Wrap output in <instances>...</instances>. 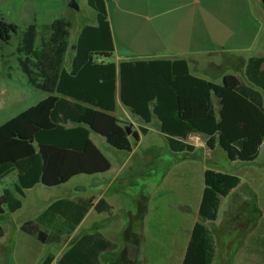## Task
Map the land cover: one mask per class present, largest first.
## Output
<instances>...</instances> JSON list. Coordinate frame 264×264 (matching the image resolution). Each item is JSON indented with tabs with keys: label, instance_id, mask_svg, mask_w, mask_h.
I'll return each instance as SVG.
<instances>
[{
	"label": "trees",
	"instance_id": "1",
	"mask_svg": "<svg viewBox=\"0 0 264 264\" xmlns=\"http://www.w3.org/2000/svg\"><path fill=\"white\" fill-rule=\"evenodd\" d=\"M96 15L94 26H84L77 38L70 69L64 67L70 23L54 20L47 39L35 46L37 27H26L16 48L18 66L28 86L47 97L0 125V179L16 173L13 191L0 194V215L21 209L24 191L40 184L54 188L76 177L108 173L111 164L90 139L103 138L119 152H132L135 131L112 113L118 85L119 99L144 125L153 116L159 132L173 154H192L195 147L185 142L191 134L205 139L213 151L217 146L230 162L250 164L264 142V57L250 58L241 83L226 75L216 84L193 76L182 59H140L106 62L114 53L105 0H87ZM17 26L0 19V43L7 44ZM20 120V121H19ZM17 121L27 129H18ZM72 124L73 127H67ZM140 134L147 129L139 128ZM232 174L207 169L203 192L182 264H213L215 245L204 223L217 217L220 199L238 186ZM93 197L57 199L36 219L24 221L19 230L41 244L58 243L70 235L90 209L108 212L104 199ZM50 226L47 234L41 226ZM0 228V239L3 237ZM115 244L98 232L75 238L56 264H100L103 253ZM47 256L43 264H51Z\"/></svg>",
	"mask_w": 264,
	"mask_h": 264
},
{
	"label": "crops",
	"instance_id": "2",
	"mask_svg": "<svg viewBox=\"0 0 264 264\" xmlns=\"http://www.w3.org/2000/svg\"><path fill=\"white\" fill-rule=\"evenodd\" d=\"M105 1L110 2V5L106 4V12L114 45V53L110 59L105 60L106 62L118 65L119 62L127 60L182 59L186 61L193 76L219 84L226 75H234L240 81L239 78L244 77L246 62L250 58L264 57V36L260 38L261 25L256 16V10L260 8L259 0ZM85 3L87 5V0ZM76 6L78 7V5ZM87 8L92 11L89 22H77L74 19L63 17L70 23L68 55L66 54L64 58V67L67 71L70 69L75 44L81 29L86 25L94 26L96 24L95 13L88 5ZM114 9L118 10L117 14L113 13ZM115 26H122L123 34L128 40L137 42V49L132 46L123 48L118 46ZM71 35L74 37L71 38ZM112 114L123 122L128 119V124L132 126L130 131H135L139 135L138 141L132 143V152L128 154L125 162L109 179L111 168L104 175L82 180L80 187H75V185L69 187V193L53 197L42 204L33 218H26L24 221L36 219L51 202L57 199H71L78 196L93 197L94 204L99 199H104L110 207L109 211L96 213L93 208L90 209L70 235L63 234L62 237L68 236V239L61 247L60 254L54 256L51 264L57 263L61 254L70 246L67 245L71 239L74 240L81 235L95 232L100 233L116 246L113 251L100 256V264H182L192 228L198 221V208L204 187L203 185L199 190L192 212V208L189 206V202H192L189 198L190 177L196 168L200 177H203L207 169L199 164V160H194L196 158L188 156L189 159L185 158L186 160L177 159L169 166L159 182L147 183L143 181L139 185L141 189L138 192L132 190L138 184L135 183V186H132L133 183L125 180L118 181V178L141 148L146 137L149 136V127L154 118L149 125H144L128 109L124 108L119 99L118 85L115 110ZM66 126L73 127L72 124ZM141 127L147 129L145 134H140L139 128ZM155 130L165 141L164 136L159 132L158 121ZM193 137L205 140L200 135L191 134L185 142L191 144L188 139ZM191 145L195 147L194 152H196L197 146ZM147 146L142 152L141 159L146 162V165H151L156 150L152 144ZM150 167L154 169L153 164ZM168 176L172 178L174 176L176 179L175 183L170 181L171 186H168V189L174 188L177 184L180 186L176 193L178 200L166 205L169 211L164 214H156L162 199V188L167 185L165 180ZM105 177L106 179H104ZM16 183V173L9 174L6 180L0 179V187H2L0 194L5 189L13 191ZM68 183L58 187H64ZM34 188L24 191V196L20 199L21 204H23L27 192ZM236 188L226 197L220 199L219 206L235 192ZM6 212L14 214L4 208V213L0 216L4 217ZM243 218L248 220L245 216L234 217L232 220H237L234 227L230 230L226 227V229L220 228L217 236L212 235L215 255L218 247L223 248V258L220 264H231L227 260L231 248L229 247L231 229L234 228L237 233H243V229H247V225L244 228V223H242ZM216 219L204 223L205 226L207 227V223H215ZM226 224L228 222L224 225L226 226ZM41 229L47 234L53 233L50 226H41ZM254 229L248 230L247 234L252 233ZM120 236L124 237L123 242H118L115 239Z\"/></svg>",
	"mask_w": 264,
	"mask_h": 264
},
{
	"label": "rangeland",
	"instance_id": "3",
	"mask_svg": "<svg viewBox=\"0 0 264 264\" xmlns=\"http://www.w3.org/2000/svg\"><path fill=\"white\" fill-rule=\"evenodd\" d=\"M71 1L78 5L76 9L68 6ZM259 3L260 8L256 10V16L261 25V38L264 36V5L260 0ZM106 4L110 5V2H106ZM91 12L87 8L85 0H0V19H3L6 23L14 24L18 28L17 33L11 35V39L7 44L0 43V125L15 118L47 96L46 93L27 85L25 77L18 66L16 48L18 40L26 27L31 24L36 25L35 46L38 47L42 39L48 38L50 34L49 26L54 20L64 17L70 20L74 19L77 22H89ZM113 13L117 14L118 10L115 11L114 9ZM114 28L118 46L121 48L132 46L137 49V42L128 40L123 34L122 26H115ZM72 37L74 36L71 35ZM66 54L68 55V52ZM239 79L243 84L249 85L245 77L241 76ZM261 94L264 101V94L262 92ZM153 118L154 120L149 127V136L146 137L141 148L122 170L118 181L125 180L133 183L132 186H135V183L138 184L132 189L138 192L141 189L139 185L143 181L147 183L159 182L173 162L177 159H189L188 156L196 158L194 160H199V164L205 166L206 169L237 176L240 179L238 187L219 206L215 223H207V227L213 236H217L218 229L226 227L230 230L235 226L237 220H232L234 217H247L248 220H245V218L242 220L244 228L247 225V229H243V233H237V230L231 229V244L229 246L231 248L227 260L231 264H264V142L259 149L258 157L250 164L230 162L218 146L210 151L205 146V140L196 137L188 139L189 143L192 142L197 146L196 152L192 154H173L169 151L165 141L155 132L157 121L154 116ZM19 121H17L18 129H27L25 128L27 126H23ZM124 123H129V120L126 119ZM125 127L130 129L127 124ZM90 139L111 164L109 179L118 167L125 162L128 154L111 148L103 138L96 134L91 133ZM132 143L135 142L132 141ZM149 144L154 145L156 150L154 152L156 155H153V160H151L154 169L150 167L152 164L146 165V162L141 159L142 152ZM199 145L201 147H198ZM205 161L206 163H204ZM8 177L9 175L1 180H6ZM190 178L189 198L192 202H189V206L193 212L196 197L203 186V177H200L196 168ZM84 179L91 178L76 177L66 186L57 188H46L38 184L33 190L27 192L19 211L14 214L6 212L4 217L0 216V227L4 232L3 237L0 239V264H43L47 256L52 255L54 257L60 254V249L68 236L61 237L58 243L41 244L35 238L23 234L19 230V225L26 218H33V215L38 212L42 204L55 196L69 193V187L74 185L80 187ZM170 181L176 182L174 176L173 178L168 176L165 180L167 185L162 188V199L156 214H164L169 211L166 205L168 206L169 203L172 204L178 200L176 193L180 186L177 184L170 190L168 189V186H171ZM69 184L71 185L69 186ZM1 190L2 187H0ZM227 222L228 224L225 226L224 224ZM250 229H254V231L247 234ZM115 239L118 242H123L124 237H115ZM72 241L73 239L69 241L67 246ZM222 252L223 248L218 247L214 264H220L223 258Z\"/></svg>",
	"mask_w": 264,
	"mask_h": 264
},
{
	"label": "water",
	"instance_id": "4",
	"mask_svg": "<svg viewBox=\"0 0 264 264\" xmlns=\"http://www.w3.org/2000/svg\"><path fill=\"white\" fill-rule=\"evenodd\" d=\"M260 1H261L262 4L264 5V0H260ZM68 6L71 7V8H75V9H76V7H77L76 4H75L73 1L69 2ZM125 129H126L127 133L130 134V129H128V128H126V127H125Z\"/></svg>",
	"mask_w": 264,
	"mask_h": 264
},
{
	"label": "built area",
	"instance_id": "5",
	"mask_svg": "<svg viewBox=\"0 0 264 264\" xmlns=\"http://www.w3.org/2000/svg\"><path fill=\"white\" fill-rule=\"evenodd\" d=\"M195 138V137H194ZM191 139H193V138H191ZM191 144H193L192 142H191Z\"/></svg>",
	"mask_w": 264,
	"mask_h": 264
}]
</instances>
